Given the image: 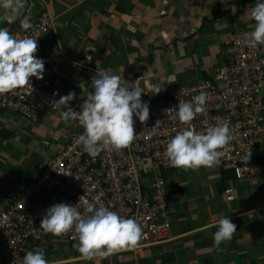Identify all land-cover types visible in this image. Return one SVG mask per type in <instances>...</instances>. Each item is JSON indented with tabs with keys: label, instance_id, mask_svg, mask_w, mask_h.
Here are the masks:
<instances>
[{
	"label": "crops",
	"instance_id": "crops-1",
	"mask_svg": "<svg viewBox=\"0 0 264 264\" xmlns=\"http://www.w3.org/2000/svg\"><path fill=\"white\" fill-rule=\"evenodd\" d=\"M256 2L27 0L23 15L30 13L31 25L44 11L51 15L45 54L54 86L62 96L75 93L70 105L83 104L93 91L91 80L97 70L127 83L141 78L142 87L162 85L159 94L142 93L141 99L154 102L170 90L210 77L224 65L223 41L254 25L250 11ZM21 18L0 27L19 30ZM75 131L74 123L65 124L59 111L31 122L0 110V209L4 199L25 191ZM258 160L264 168V146ZM164 181L171 221L166 241L91 260L52 239L29 251L43 252L48 264H264V173L247 180L216 167L174 168L164 174ZM226 189L232 190V202L226 201ZM221 217H228L237 231L215 248L217 229L211 225Z\"/></svg>",
	"mask_w": 264,
	"mask_h": 264
},
{
	"label": "built area",
	"instance_id": "built-area-1",
	"mask_svg": "<svg viewBox=\"0 0 264 264\" xmlns=\"http://www.w3.org/2000/svg\"><path fill=\"white\" fill-rule=\"evenodd\" d=\"M51 26V15L44 11L30 29L9 30L18 38L37 39L36 55L45 62V71L42 79L31 78V86L0 95V110L14 112L31 122H37L46 112H57L51 102L59 100L62 93L54 86L53 70L44 49V39ZM250 31L252 27L236 31L223 41L226 62L210 77L170 90L154 102L142 98L149 106V119L141 124L134 117L136 135L128 148L105 149L92 157L82 145L75 143L84 129L78 119L72 121L76 131L63 150L30 181L23 193L3 200L0 264H22L25 254L46 239L70 246L78 243L73 239L74 232L62 236L44 233L40 221L46 210L57 203L78 204L85 214L83 199L122 217L137 219L142 227V239L134 249L166 241L171 221L167 217L170 202L164 174L174 169L166 157V146L178 131L188 127L179 122L175 106L179 100L191 101L202 91L207 94L205 111L192 121V127L203 133L217 120H228L234 136L214 167L231 170L236 179L253 180L262 176L264 168L258 157L264 146V45L246 46L244 36ZM81 105L70 107L80 112ZM158 120L160 125L153 131ZM249 152L252 154L246 162L242 157ZM225 196L228 202L234 200L231 189L225 190ZM124 251L127 250L120 252Z\"/></svg>",
	"mask_w": 264,
	"mask_h": 264
},
{
	"label": "clouds",
	"instance_id": "clouds-1",
	"mask_svg": "<svg viewBox=\"0 0 264 264\" xmlns=\"http://www.w3.org/2000/svg\"><path fill=\"white\" fill-rule=\"evenodd\" d=\"M26 7L27 0H0V9H3L0 23H12L22 16L21 29H30V13L23 15ZM250 17L255 23L251 26L252 31L245 34L243 43L256 48L264 45V2L257 0ZM162 35L167 39V33ZM37 51V39L18 38L11 35L6 27H0V95L31 86L32 77L43 78L45 62L37 58ZM141 85V78L127 83L118 75L97 70L91 80L93 91L88 93L80 112L69 106L75 98L74 92L52 101L51 107L59 111L65 124L79 120L84 131L75 139V143L82 145L90 156L95 157L105 149L121 151L128 148L135 138L134 117L141 124L149 119V106L142 102V93L150 91L155 95L162 91V85L159 84ZM206 100L207 94L202 91L191 101L179 100L175 106L179 122L188 127L178 131L167 142L166 157L170 166L186 171L214 167L219 164L225 155L224 149L234 139L228 120H217L214 126H209L203 133H198L192 127V121L205 111ZM159 125L158 120L152 127L153 131ZM251 154L246 153L242 159L249 161ZM82 203L85 214L81 213L78 204L57 203L49 207L40 221L43 232L54 236L74 232L73 239L78 243L73 247L86 260L108 258L139 245L142 227L137 219L122 217L107 207H97L87 199H83ZM211 226L217 229L213 234L215 248L230 241L237 231V226L228 217H221ZM22 264H48V261L43 252L36 250L28 251Z\"/></svg>",
	"mask_w": 264,
	"mask_h": 264
},
{
	"label": "rangeland",
	"instance_id": "rangeland-1",
	"mask_svg": "<svg viewBox=\"0 0 264 264\" xmlns=\"http://www.w3.org/2000/svg\"><path fill=\"white\" fill-rule=\"evenodd\" d=\"M71 248H73V249H76V248H74L73 246H70Z\"/></svg>",
	"mask_w": 264,
	"mask_h": 264
},
{
	"label": "trees",
	"instance_id": "trees-1",
	"mask_svg": "<svg viewBox=\"0 0 264 264\" xmlns=\"http://www.w3.org/2000/svg\"><path fill=\"white\" fill-rule=\"evenodd\" d=\"M222 171H226V170H222Z\"/></svg>",
	"mask_w": 264,
	"mask_h": 264
}]
</instances>
